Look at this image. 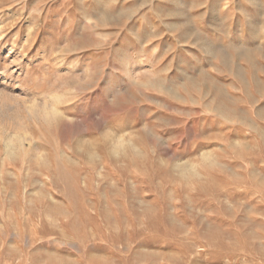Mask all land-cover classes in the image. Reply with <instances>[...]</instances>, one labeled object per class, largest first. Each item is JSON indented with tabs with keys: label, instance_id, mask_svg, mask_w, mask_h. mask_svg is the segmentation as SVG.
Returning <instances> with one entry per match:
<instances>
[{
	"label": "rangeland",
	"instance_id": "1",
	"mask_svg": "<svg viewBox=\"0 0 264 264\" xmlns=\"http://www.w3.org/2000/svg\"><path fill=\"white\" fill-rule=\"evenodd\" d=\"M0 264H264V0H0Z\"/></svg>",
	"mask_w": 264,
	"mask_h": 264
}]
</instances>
